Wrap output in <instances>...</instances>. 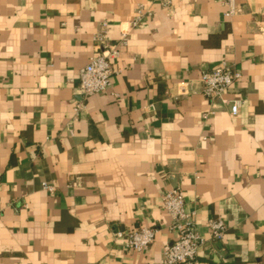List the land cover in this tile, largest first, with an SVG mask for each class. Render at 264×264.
<instances>
[{
  "label": "crops",
  "instance_id": "1",
  "mask_svg": "<svg viewBox=\"0 0 264 264\" xmlns=\"http://www.w3.org/2000/svg\"><path fill=\"white\" fill-rule=\"evenodd\" d=\"M139 3L110 87L73 119L96 31L113 42ZM234 4L226 17L221 0H0V264H164L171 186L200 227L227 225L196 264H264V0ZM221 61L242 74L234 115L200 91ZM139 225L159 229L146 250L113 240Z\"/></svg>",
  "mask_w": 264,
  "mask_h": 264
},
{
  "label": "built area",
  "instance_id": "2",
  "mask_svg": "<svg viewBox=\"0 0 264 264\" xmlns=\"http://www.w3.org/2000/svg\"><path fill=\"white\" fill-rule=\"evenodd\" d=\"M156 1L162 7L170 10L174 1L182 0ZM221 1L226 7L224 11L226 17H231L239 11L238 7H235L234 0ZM147 13L148 9L139 3L128 26L120 31L118 38L113 42L107 39L104 29L99 28L96 31L93 40L98 52L78 69V83L75 92L80 96V99L73 100V119L78 118L81 114L84 108L83 101L88 96L108 90L111 85V77L115 73L113 62L118 58L120 48L128 40V29L135 27ZM241 77V71L226 61H221L217 66L200 74V91L208 99L211 111L217 108H227L230 114L238 113L241 99L229 97L227 93L232 84ZM68 130L72 133L69 126ZM41 186L50 193L55 190L54 185L45 181L41 182ZM160 205L169 215L171 219L169 227L175 232V238L163 249L164 264H196L199 249L205 241L208 238L220 240L226 233L227 225L220 215L207 218L203 227H200L196 222L195 212L186 211L184 197L178 187L171 186L163 191L160 195ZM158 230L156 226H129L123 230H113L112 238L121 240L124 248L129 251H144L152 244ZM204 233H207L208 238Z\"/></svg>",
  "mask_w": 264,
  "mask_h": 264
}]
</instances>
